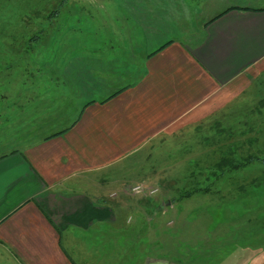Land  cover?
<instances>
[{"label":"crops","instance_id":"obj_1","mask_svg":"<svg viewBox=\"0 0 264 264\" xmlns=\"http://www.w3.org/2000/svg\"><path fill=\"white\" fill-rule=\"evenodd\" d=\"M208 3L209 15L196 24L170 15L162 0L117 3L120 41L100 33L92 37L97 45L79 52L82 38L70 34L67 61L39 69L41 84L30 92L35 60H27L9 77L18 87L13 107L0 75V247L13 264L102 260L106 227L126 218L127 197L109 189L129 178L119 171H133L165 137L226 107L264 70V0ZM105 48V58L88 52ZM29 98L35 105L26 111ZM243 199L241 210L217 207L220 223L214 211L201 213L194 242L180 216L178 244L164 245L177 250L169 264H264V190ZM238 216L242 225L226 226ZM240 228L246 234L233 236Z\"/></svg>","mask_w":264,"mask_h":264},{"label":"rangeland","instance_id":"obj_2","mask_svg":"<svg viewBox=\"0 0 264 264\" xmlns=\"http://www.w3.org/2000/svg\"><path fill=\"white\" fill-rule=\"evenodd\" d=\"M122 2L0 0V75L7 76L5 84L11 89L8 104L13 107L14 101L19 103L18 87L12 85L9 77H17L27 66V60H35L34 66L29 64L33 67L26 82L34 83L28 92L39 89L38 70L45 72L48 68L63 66L69 58L70 34L82 38L75 44L79 52L97 45L92 37L100 33L120 41L119 35H122L114 30V22L116 14L123 10L116 4ZM162 3L170 15L194 24L209 15L204 11L208 0H162ZM88 52L96 54L97 58L108 57L111 53L108 49L105 53ZM39 75L43 83L50 82L49 76ZM3 88L0 83V91H4ZM26 104L28 111L30 106L34 108L35 102L29 98ZM50 125L54 124H44ZM164 140L154 145L149 155L139 156L133 171H119L118 175L129 178L120 187L109 189L114 190L113 197H127L128 203L123 206L125 223L106 227V253L100 256L102 260L97 262L85 255L82 264H169V260L177 261V250L173 254L164 245L178 244L180 216L183 223L187 222L184 229L192 234L191 240L187 234V242H194V221L201 213L206 212L205 216L210 217L214 211L220 223L223 219L217 214L218 206L241 210L244 197L264 190V70L226 107ZM153 157L155 159L149 161ZM115 178L117 176L112 175L106 180L114 182ZM167 200L170 203L161 206ZM127 219H132L135 230H130ZM243 222L244 217L238 216L226 226L237 227ZM215 227L216 230L223 228L222 225ZM243 234L246 232L240 228L233 236L243 237ZM9 257L0 247V264H13ZM152 257L155 260H151ZM194 261L191 259L192 263Z\"/></svg>","mask_w":264,"mask_h":264},{"label":"trees","instance_id":"obj_3","mask_svg":"<svg viewBox=\"0 0 264 264\" xmlns=\"http://www.w3.org/2000/svg\"><path fill=\"white\" fill-rule=\"evenodd\" d=\"M56 12H58V11H56ZM224 12H225V11L221 12L220 14L216 15L215 17H217V16L223 14ZM215 17H214V18H215ZM214 18H212V19H214Z\"/></svg>","mask_w":264,"mask_h":264},{"label":"water","instance_id":"obj_4","mask_svg":"<svg viewBox=\"0 0 264 264\" xmlns=\"http://www.w3.org/2000/svg\"><path fill=\"white\" fill-rule=\"evenodd\" d=\"M169 203V202H168Z\"/></svg>","mask_w":264,"mask_h":264}]
</instances>
